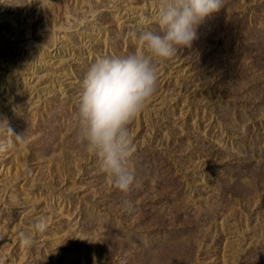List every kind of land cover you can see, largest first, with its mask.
Returning <instances> with one entry per match:
<instances>
[{
    "label": "rangeland",
    "instance_id": "obj_1",
    "mask_svg": "<svg viewBox=\"0 0 264 264\" xmlns=\"http://www.w3.org/2000/svg\"><path fill=\"white\" fill-rule=\"evenodd\" d=\"M157 8L158 0H0V118L23 136L22 142L10 138L11 147L0 153V264H264V213L249 217L241 207H229L216 218L220 228L206 223L209 228L199 232L197 208L201 212L200 203L217 190L208 177L210 157L187 149L186 155H195L184 169L162 153L169 133L184 130L239 153L230 129L244 138L241 146L259 149L256 161L241 166L243 178L235 179L232 192L248 198L256 195L257 183L263 186L264 102L260 118H250L243 114L242 99L251 100L231 83L225 102L219 87L238 68L264 74V35L256 26L264 0H223L222 9L198 27L192 47L169 59L151 56L132 35ZM133 53L150 56L158 73L154 95L129 126L134 171L149 165L145 174L156 178L157 166L171 160L168 174L198 185L191 194L184 190L177 211L159 212L154 200L151 226L159 231L151 235L126 230L105 212L116 204L108 196L115 187L102 176L97 157L76 139L87 71L97 59ZM226 61L232 66L224 70ZM235 83L240 89L255 84L249 92L254 103L264 99L251 74ZM221 109L229 114L228 125L216 115ZM185 181L162 180L175 189L184 188ZM38 221L43 230H34ZM206 231L213 242L219 239L215 251L200 257L194 237ZM21 234L31 236L34 245H22Z\"/></svg>",
    "mask_w": 264,
    "mask_h": 264
},
{
    "label": "clouds",
    "instance_id": "obj_2",
    "mask_svg": "<svg viewBox=\"0 0 264 264\" xmlns=\"http://www.w3.org/2000/svg\"><path fill=\"white\" fill-rule=\"evenodd\" d=\"M222 7L223 0H158L155 15L144 17L143 26L132 35L151 56L169 59L179 50L191 48L198 27ZM157 81V69L150 56L133 53L97 59L81 82L77 142L97 157L113 186L124 193L135 182L129 126L145 110ZM10 138L23 140L6 118H0V153L9 150ZM43 229V222L34 224V230ZM21 237L22 245H34L31 236Z\"/></svg>",
    "mask_w": 264,
    "mask_h": 264
},
{
    "label": "trees",
    "instance_id": "obj_3",
    "mask_svg": "<svg viewBox=\"0 0 264 264\" xmlns=\"http://www.w3.org/2000/svg\"><path fill=\"white\" fill-rule=\"evenodd\" d=\"M256 26L261 29L264 35V16ZM222 64V69H230L229 65H231V63L229 61L222 62ZM240 69L241 68L235 70L234 74L232 75L235 81H233L232 79L228 81L224 88L219 87L222 93V97L224 98V101L225 99L230 101L228 97L230 92L229 88L230 84L233 83L234 87L236 89H239L240 93H244L251 100L250 102L248 100L242 99V102H244L243 111L245 112L243 114L249 116L250 118L259 119V108L261 106V103L264 102V99H260L258 102L254 103L255 101L249 92L254 89L255 84L250 83L240 89L242 84H238L235 82L236 79L237 82L241 81V78L245 76V73L251 74L254 81L257 82L256 86L259 87V90L264 92V87L263 89H261L262 85L264 84V74L261 72V69H257L255 72H250L246 67L241 70ZM229 106H232V103ZM216 113V115L220 117L219 119L221 120L220 122L222 124H229L230 121L228 113H226L223 109L217 110ZM185 125H189V122ZM176 132L177 134L169 133V142L168 144L163 145L165 148L162 153H165V155L170 158L172 157V159L178 162L184 169L185 166L186 168L189 167V161H191V159H189L190 156L199 154L201 156H207L208 158L210 157L211 167L208 177L209 181L212 182V187L214 185L217 188V190H214L216 191V194H214V198H209L207 203H200V206L202 207V214H199L201 212H199V208H197L198 213L195 215L194 219L197 222L196 224L198 226H196L197 228L195 229L199 230V232L202 233L203 230L205 231V228H209L208 226H205L206 223L209 225L211 224L212 228H215L216 225L217 229L220 228V224L216 222V218L221 215L228 214L229 211L227 209L229 207H235V209L236 207H241L249 217L256 214L262 215V213H264V211H262L261 209L259 211L254 210V208L259 209L264 207V181L262 182L263 186H260L259 183L255 185L257 192L253 197L250 196L248 198H245L234 193V191L232 192L237 181L235 179L238 178L239 181L241 177L243 178L242 170L244 169L241 168V166L256 161L255 156H257L259 153V149L255 151L256 144L247 145L245 143V147L241 146V144L244 142V138L241 135L235 133L233 130L229 129V134L232 135L233 138H237L235 142L239 146L240 152L235 153L226 150L214 140L205 137L199 132H193L189 130H184L183 133L178 131ZM176 136H179V140L174 142L173 140ZM186 138L190 141L189 145L187 144ZM174 143H178L179 145H174ZM256 147H259V144ZM187 149L194 150L195 154L192 155V153H189V155H186L185 152ZM155 153L157 152L155 151ZM155 155L157 156V154ZM172 166L173 164L171 163V160L169 163H163L161 166L158 165L157 172L159 173V176L156 178H152L151 176H147L145 174V171H151L152 166L149 167V165H143V172H141L140 170V173L135 171V182L131 186L129 192L124 193L117 190L116 188L113 192L109 191L108 196L110 197V199L115 201L116 204L111 203L108 207L106 206L105 212L110 217L115 216L116 218H118L121 226L126 230H130L131 232L141 235H151L153 232H156V229L157 231H159L157 226H151V217L153 215V211L151 210L150 206L152 203H154V200L157 199L156 203L152 206L159 205V212L167 213L174 210L177 211L180 206H183L182 197L184 195H187L184 190H188L187 192L191 194V192H195V189L198 188V185L194 187V183L191 179L185 181L182 180V178L177 179L175 176H171L170 174H168L167 172L171 171L170 167ZM163 175L165 178L163 177ZM102 176L104 178H108L104 171H102ZM185 177V179L188 178L187 176ZM179 179L180 181H178ZM162 180L170 182L171 185H178L180 182L185 181V185L184 188L181 189H175V187L173 186L172 188H169V185L164 184ZM143 202L147 205L143 206ZM164 218V220H166L167 216H165ZM87 223L84 224V228L89 232H92L94 230L93 227L91 225H88ZM147 225H149L151 228L147 227ZM212 237L214 236H212V234L207 231L203 236L197 234L194 237L195 242L199 245L197 254L200 255V257L206 256V253H208L209 250L215 251L213 249L216 248L214 244L218 243L219 238L215 239V242H213L214 240Z\"/></svg>",
    "mask_w": 264,
    "mask_h": 264
}]
</instances>
